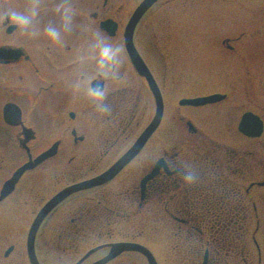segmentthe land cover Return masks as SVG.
Segmentation results:
<instances>
[{
    "label": "flooded vegetation",
    "instance_id": "af4514ba",
    "mask_svg": "<svg viewBox=\"0 0 264 264\" xmlns=\"http://www.w3.org/2000/svg\"><path fill=\"white\" fill-rule=\"evenodd\" d=\"M143 1L0 0V192L58 144L0 201L27 176L47 191L0 215V264H100L120 243L149 252L102 264H162L151 227L166 235L172 264H264V0H157L133 35L145 74L125 37ZM150 75L163 103L157 127L112 179L45 215L33 262L27 239L42 207L103 174L153 120ZM23 210L29 220L16 226L10 213Z\"/></svg>",
    "mask_w": 264,
    "mask_h": 264
},
{
    "label": "water",
    "instance_id": "95a60500",
    "mask_svg": "<svg viewBox=\"0 0 264 264\" xmlns=\"http://www.w3.org/2000/svg\"><path fill=\"white\" fill-rule=\"evenodd\" d=\"M156 1L157 0H145L140 5V7L137 9V11L135 12L134 16L132 17V19H131V21H130L129 25L127 26V29H126L127 51L129 53L133 63L135 64L136 68L143 74H145L146 71L148 72V69H147L145 63L143 62L140 54L138 53L137 49L134 46L133 33H134V30H135L139 20L143 16V14ZM149 84H150V87L152 88V90L154 92V95H155V98L157 101V105H158V109H157L158 111L156 113L154 121L151 123V125H149V127L146 129V131L142 134V136L139 138L137 143L107 172H105L100 177L92 179L86 183L76 185V186H73V187H70V188L64 190L63 192H61L60 194L55 196L51 201H49L47 203V205L43 208V210L40 212L39 216L35 220V223L31 229L29 239H28V251H29V255H30L33 262H36L35 261V253H34L35 233L37 231L39 224L41 223V221L43 220L45 215L48 213V211H50L57 203H59L64 197H66L70 193H72L76 190H79L81 188H85L88 186H94V185L101 184V183H104V182L110 180L126 163H128L130 161V159L142 147V145L145 143V141L147 140V138L149 137L151 132L157 126L158 119H159V116H160L161 111H162V101H161V96L159 95V92L156 89L155 82L151 76L149 77ZM204 101H205V99H195V100H191V101H185V103L198 105V104H202ZM57 146H58V144H55L48 151H45L44 153H42L34 162L30 161L29 163L22 166L17 172H15L13 177L11 179H9L4 184L3 190H2L1 195H0V201L13 191L16 183L19 181L20 177L22 176V174L26 170L35 167L36 165H38L40 162L44 161L48 157L53 156L56 153ZM125 250H141V247L138 246L137 244H129V243H120V244L113 245L109 255L105 259L100 261L99 263L100 264L105 263L108 260L112 259L113 257L117 256L119 253H121ZM152 264H154L153 261H152Z\"/></svg>",
    "mask_w": 264,
    "mask_h": 264
},
{
    "label": "rangeland",
    "instance_id": "374dc122",
    "mask_svg": "<svg viewBox=\"0 0 264 264\" xmlns=\"http://www.w3.org/2000/svg\"><path fill=\"white\" fill-rule=\"evenodd\" d=\"M203 20L204 19L202 17H196V19L194 20L195 21L194 28L197 29V31H199V34H200V32H202V28H203V25H204V21ZM181 28H187V27L184 24V26H181ZM196 35H198V34L196 33ZM195 44H196V46L199 49H202L203 46H204V37L196 39ZM67 145L68 144H65L64 147L66 146V148H67L68 147ZM21 153H22V151H21ZM21 153H20V157L22 155ZM16 155L18 156L19 154L17 153ZM32 179L29 178V176H27L25 178L22 186L18 189V191L15 192L13 194V196L8 198L5 202L0 204V215L8 214L10 211H7V210L11 209L12 207L17 208L19 205H20V207L25 205V203H24L25 202V198L31 199L30 196H33L34 194H36V191H38V192L41 191V193H44V192L46 193L47 192L45 187H43L42 185H40V184H31L32 183L31 182ZM22 199L24 200V202H22ZM31 202H32V200L29 201L28 204L30 205ZM24 210L21 213L22 217L18 213H10L11 216H12V220L14 222H16L15 223L16 226H19V225L22 226V225L27 223V220H29L27 212H25ZM5 211H7V212H5ZM13 215H14V217H13ZM5 219L9 220V218H5ZM167 236H168V234H167ZM146 241H147V243L150 246H153L155 248V250L160 254V258H161L162 264H172V259L169 256L170 248L168 247L169 244H168V239H167L166 235H164V236L157 235L156 234V228L155 227H151L147 231V240ZM163 258H165V259H163Z\"/></svg>",
    "mask_w": 264,
    "mask_h": 264
},
{
    "label": "clouds",
    "instance_id": "9594fccd",
    "mask_svg": "<svg viewBox=\"0 0 264 264\" xmlns=\"http://www.w3.org/2000/svg\"><path fill=\"white\" fill-rule=\"evenodd\" d=\"M188 179H191V177H188Z\"/></svg>",
    "mask_w": 264,
    "mask_h": 264
}]
</instances>
